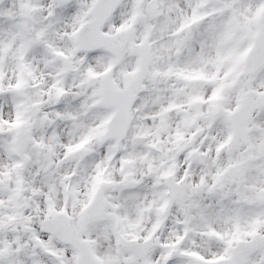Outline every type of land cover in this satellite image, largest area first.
Here are the masks:
<instances>
[{"label": "snow or ice", "instance_id": "6c2138e0", "mask_svg": "<svg viewBox=\"0 0 264 264\" xmlns=\"http://www.w3.org/2000/svg\"><path fill=\"white\" fill-rule=\"evenodd\" d=\"M0 264H264V0H0Z\"/></svg>", "mask_w": 264, "mask_h": 264}]
</instances>
